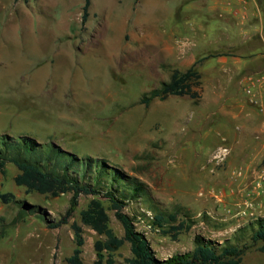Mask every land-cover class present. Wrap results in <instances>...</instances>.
Listing matches in <instances>:
<instances>
[{
  "label": "rangeland",
  "instance_id": "obj_1",
  "mask_svg": "<svg viewBox=\"0 0 264 264\" xmlns=\"http://www.w3.org/2000/svg\"><path fill=\"white\" fill-rule=\"evenodd\" d=\"M10 2L0 0L3 151L52 172L64 166L79 170V179L92 184L98 178L97 196L119 237L122 226L103 192L114 182L112 173L135 178L143 190L128 199L124 211L161 259L191 250L196 234L223 242L238 227L264 216V149L252 142L240 158L233 154L236 147L222 138L231 131L229 125L238 132L241 122L227 121L229 103L263 109L250 87L236 79L241 93L231 96L235 89L225 78L199 74V83L191 87L198 98L168 95L148 104L140 101L167 82L174 69H188L171 63L172 51L183 55L191 50V32L183 31V25L204 23L205 12H187L190 3L201 5V0H92L84 22V0H21L18 6ZM260 4L264 12V0ZM148 14L164 20L167 29H181L180 37L171 35L166 51L160 49L159 24L146 26ZM238 35V30L231 31V38ZM194 39L208 49L214 46L198 35ZM226 53L211 50L209 60ZM204 62L197 58L192 66L197 71V63L202 67ZM23 137L34 139L35 148L28 149ZM4 169L0 192L37 206L47 221L58 219L69 207L71 193H27L14 182L16 166L7 162ZM92 197L81 194L69 222L56 228L36 214H21L13 199L0 200V264H69L74 221L82 227L81 260L92 264L94 243L103 237L80 221V211ZM156 214L162 218L160 227L153 224ZM262 246L264 241H259L247 250L241 264H264ZM130 255L125 242L113 253V264H124Z\"/></svg>",
  "mask_w": 264,
  "mask_h": 264
},
{
  "label": "trees",
  "instance_id": "obj_2",
  "mask_svg": "<svg viewBox=\"0 0 264 264\" xmlns=\"http://www.w3.org/2000/svg\"><path fill=\"white\" fill-rule=\"evenodd\" d=\"M91 0H84L81 13V21H86L88 8ZM199 74L193 66L181 71L174 69L167 82L160 88L149 91L147 96L140 101L148 104L151 99L157 97L164 99L168 95H188L191 98H198V93L192 90L193 84L199 83ZM23 144L30 150L34 149L37 142L29 137L22 138ZM7 162L13 163L18 169L14 176L16 185L25 187L27 193L37 192L40 194L59 196L63 193H71L69 207L58 219L47 221L37 206L28 204L21 200L13 199L12 194L0 192L2 202L13 201L20 207L21 214H36L46 221L47 226L56 228L69 222V217L78 205V198L81 194L93 195L86 207L80 211L81 223L89 226L102 239L94 243L96 259L92 264H101L105 259L106 264H113V253L125 242L129 244L130 256L124 259V264H241L242 257L247 250L255 246L259 241H264V216L257 217L245 225L238 227L232 238L223 242L206 238L200 234L193 237V247L183 253H175L166 258H158L152 249L149 240L136 229L133 218L124 211L126 202L130 197L137 195L143 190L142 185L135 178H126L120 172L115 176L112 173L111 179L114 181L111 188H105L103 196L109 203V209L114 211V216L121 224L123 236L115 234L110 226V217L103 202L97 195L101 193L99 180L92 184L79 179L80 171L71 172L64 166L61 172L49 171L39 163L26 160L21 155H8L0 147V172H5ZM97 177V176H96ZM118 179V181H117ZM161 215L153 216V224L161 226ZM179 224L176 229H179ZM74 234L75 247L70 256L66 258L69 264H83L80 254L84 239L82 227L77 222L70 224ZM264 249V246L260 247Z\"/></svg>",
  "mask_w": 264,
  "mask_h": 264
},
{
  "label": "crops",
  "instance_id": "obj_3",
  "mask_svg": "<svg viewBox=\"0 0 264 264\" xmlns=\"http://www.w3.org/2000/svg\"><path fill=\"white\" fill-rule=\"evenodd\" d=\"M201 1V5L194 4V6L190 3L187 6V12H205L203 19L205 24L198 23L197 26L196 23L192 24L189 21V23L187 22L186 25H183V31L191 32L192 38H190V40H192L193 45L191 50L187 48L185 54L183 55L180 54V51L173 49L171 63L176 64L179 69H183L189 68L195 64L197 58H204L205 62L202 67L198 66L197 63L198 74H209L213 78L222 76L225 78L226 82H228V86H230L233 90L235 89L234 92L230 93L231 96L241 93V90L235 83L236 79H241L243 81L242 84L245 87H250V91L261 102L263 109L261 111H256L249 105H245L243 103L236 104L232 102L233 100H231L232 103L228 104L229 108L225 112L227 121L230 122L229 124H232L236 120H240L241 122L239 123V126H237L238 132H232V128L229 125L227 130L231 129V131H229V133H225L222 137L225 139L224 141L231 144L233 148L234 146L236 147V151H234L233 154L241 156L240 158H242L246 154L245 147L251 145L252 142L254 146H260L261 149H264L263 7L260 4V0ZM19 2H21V0H11L10 6H18ZM91 2L88 8V15ZM8 15L11 16L12 12L9 11ZM189 16L192 15L189 14ZM153 17L154 15L151 14L146 15V26L157 28V25L159 24L157 32H159L163 37L160 49L166 51L172 42L171 35L180 37L182 34L181 29H178V26H172L167 29L163 24L164 20H153ZM215 17H217L215 25H208L210 20ZM132 20L133 23L137 24L138 21L133 18ZM234 30H238L239 32L236 39L231 38V31ZM210 32H216L218 36L212 33L215 37L213 38L209 34ZM196 35L204 40L205 38L208 39L207 42L212 44L214 43V46L208 49V47L205 46L206 44L203 45L202 43H199L197 39H194ZM215 49H222L227 53L217 57L216 61L209 60L211 50ZM252 93L250 96L253 95ZM243 95H245V93ZM247 98L249 99L250 97L248 96ZM239 101L241 100L239 99ZM233 104L235 106H233ZM251 134H253V139H255L253 141L250 140Z\"/></svg>",
  "mask_w": 264,
  "mask_h": 264
}]
</instances>
